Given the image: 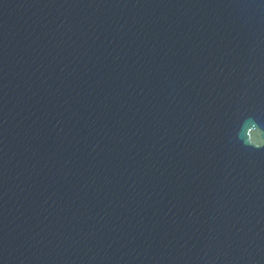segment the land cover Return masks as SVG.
<instances>
[{"label": "water", "instance_id": "1", "mask_svg": "<svg viewBox=\"0 0 264 264\" xmlns=\"http://www.w3.org/2000/svg\"><path fill=\"white\" fill-rule=\"evenodd\" d=\"M0 264H264V0H0Z\"/></svg>", "mask_w": 264, "mask_h": 264}]
</instances>
